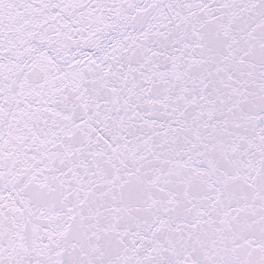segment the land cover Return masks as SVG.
Here are the masks:
<instances>
[{
    "label": "snow or ice",
    "instance_id": "snow-or-ice-1",
    "mask_svg": "<svg viewBox=\"0 0 264 264\" xmlns=\"http://www.w3.org/2000/svg\"><path fill=\"white\" fill-rule=\"evenodd\" d=\"M0 264H264V0H0Z\"/></svg>",
    "mask_w": 264,
    "mask_h": 264
}]
</instances>
